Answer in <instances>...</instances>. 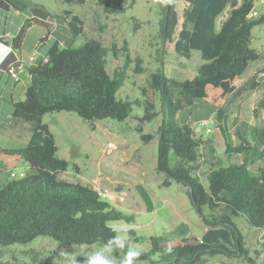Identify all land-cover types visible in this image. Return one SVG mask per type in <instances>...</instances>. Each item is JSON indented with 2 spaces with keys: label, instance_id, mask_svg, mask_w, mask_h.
<instances>
[{
  "label": "trees",
  "instance_id": "obj_1",
  "mask_svg": "<svg viewBox=\"0 0 264 264\" xmlns=\"http://www.w3.org/2000/svg\"><path fill=\"white\" fill-rule=\"evenodd\" d=\"M5 1L16 9L25 6L19 0ZM103 2L106 12L125 10L120 3ZM253 6L254 0H184L183 21L174 49L185 57L193 50L198 51L203 62L191 79L168 78L161 70L150 73L147 79L148 86L159 92L161 101L156 155V170L164 175L161 184L168 186L172 181L181 184L202 220L208 225L228 229L234 246L230 248L209 239L184 238L165 249L164 237L151 236L150 249L140 251L141 256L135 263L158 254L167 264H203L206 257L222 254L236 255L255 264L232 221V217L241 216L250 226L264 232V166L257 167L256 173L250 172L248 156L252 143L243 136L234 144L225 141V157L239 155L242 159L223 164L215 156L210 139L197 135L193 124L176 121L183 107L200 99L214 106V123L225 137L222 121L231 106L245 93L262 86L255 74L238 83L249 62L262 57L260 51L251 47V30L264 21V15L252 17ZM36 10L11 38V52L3 63L5 67L10 62H14V66L20 63L21 47L29 27L43 25L49 34L50 27L45 21L47 12L43 7ZM220 15L222 18L217 25ZM177 23L173 0H165L159 21L163 40L172 38ZM67 24L72 35H76V28L70 22ZM106 54L107 48L96 39L63 48L55 42L44 60L30 66V82L24 98L12 101L8 121L9 124H28V142L19 148L0 147L3 159L27 164L24 175L12 177L0 185V245L26 244L38 236H47L66 245H105L110 238L117 237L110 221H134L133 213L114 207L91 185L59 177L68 168V161L56 155L58 147L54 135L42 121L46 113L59 111L73 112L91 124L104 118L124 121L129 117L135 101L116 96L125 78L124 67L109 74ZM139 62L137 59L136 73L143 71ZM171 85L178 88L176 99L170 93ZM257 106L264 107V96ZM157 114L154 103L147 100L136 127L143 142L153 135L143 133L141 123L151 121ZM253 115L257 116L256 109ZM253 132L255 140L264 146V125L254 123ZM171 151L177 157L172 167L169 165ZM209 159L216 161L210 163L203 180L196 170L210 162ZM204 207L208 214L203 212ZM128 249L126 244L120 251L125 255Z\"/></svg>",
  "mask_w": 264,
  "mask_h": 264
},
{
  "label": "rangeland",
  "instance_id": "obj_2",
  "mask_svg": "<svg viewBox=\"0 0 264 264\" xmlns=\"http://www.w3.org/2000/svg\"><path fill=\"white\" fill-rule=\"evenodd\" d=\"M19 1L25 6H21L18 14L15 13L12 17L13 32L16 34L20 25L33 16L38 7H43L47 12L45 21L50 27V32L47 35V29L43 25L29 27L21 49L20 73L15 76L0 70V146L6 148L23 146L6 138V135L14 133L12 138L18 137L19 142L29 137V126L23 122L17 123L13 127V132L9 134L7 118L11 116L13 109L11 101L24 98L25 89L30 82V66L41 62L55 42L63 48L79 46L86 39H96L107 48L106 68L109 74L124 67L125 78L116 96L135 102L132 104L129 117L124 121L104 118L91 124L73 112L46 113L42 121L47 123L55 137L58 146L56 155L68 161V168L61 172L59 177L71 182L89 184L94 189H106L107 197H103L105 200L120 210L134 214L135 219L132 222L122 220L109 222L117 232V237H121L129 249L148 251L151 236L164 237L162 245L165 249L184 238L190 240L196 238L199 241L209 239L233 248L234 241L229 230L222 226L206 224L191 204L185 188L175 181L163 186L161 182L164 175L155 169L157 129L162 114L159 92L147 84L149 74L161 70L166 77L182 81L196 76L197 67L203 62L198 51L193 50L189 57H185L174 49V41L183 21L184 0H173L178 23L170 40H163L160 36L159 21L165 0H111L125 7L121 13L106 12L103 0ZM14 10L17 9L14 7ZM262 14L264 15V0H254L250 15L257 17ZM221 18L222 15L217 18V25ZM67 22L76 28V35H72ZM7 26L10 28V23ZM251 35V47L260 51L262 57L249 62L238 83L255 74L262 86L237 99L224 117L222 121L224 133L231 143L232 134L235 135V142L237 141L236 130L242 132L247 139L255 141L254 125L250 123L264 125V107L257 106L258 101L264 96V21L252 28ZM137 59L143 68L140 73L134 72ZM169 89L172 97L176 99L178 88L171 85ZM147 100L154 103L158 114L151 121L141 123L143 133L153 135L152 139L143 142L136 127L140 123L138 118L143 115ZM253 109H256L257 116L253 115ZM214 110L211 104L195 99L191 105L183 107L177 113L176 121L178 124L186 122L193 124L197 135L210 139L215 147V156L219 157L223 164L228 161H241L242 157L239 155L225 157L224 141L214 123ZM204 119L208 120L209 132L201 127L200 130L195 128L197 123L199 126L200 121ZM108 141L115 142L121 153L115 149L108 152L106 150ZM122 151H126L130 158L124 159ZM176 159L171 151L170 167L174 166ZM209 161L196 170L203 180L210 163L216 159ZM24 165L26 164H19L12 171L16 175L24 172L26 170ZM259 166H264V146L255 141V146L248 157V168L250 172L256 173ZM118 184L122 186L119 191H115L114 188ZM203 212L209 213L206 207L203 208ZM232 221L242 235L248 256L254 259L255 264H264L263 230L250 226L241 216L232 217ZM103 247L104 245L97 243L66 245L47 236H38L26 244L0 245V264H86L87 259L94 252L102 251ZM108 256L112 264H121L125 257L120 249L108 253ZM135 264L167 263L161 260L158 254H154ZM203 264H249V262L236 255L219 254L206 257Z\"/></svg>",
  "mask_w": 264,
  "mask_h": 264
},
{
  "label": "crops",
  "instance_id": "obj_3",
  "mask_svg": "<svg viewBox=\"0 0 264 264\" xmlns=\"http://www.w3.org/2000/svg\"><path fill=\"white\" fill-rule=\"evenodd\" d=\"M18 10L19 9H17L15 11L14 10V6L8 4L5 0H0V38L7 39V43H0V70H4L5 72H8L9 73L8 67H12V68L14 67L15 73H11V72L10 73L12 75L14 74L15 76L17 74H19L20 71H21V69H22V61H21V59H20V63L17 66H14V64H13L14 62H10L7 65V67H5L3 65V63L7 59V57L9 56V53L11 52V38L15 35V32H13V30H12V17H13V15L15 13L18 14ZM8 23H10V28H8V26H7ZM21 23L22 22H20V24ZM23 46H24V40H23L21 49L23 48ZM45 56H44L43 60L45 59ZM11 103H12V101H11ZM9 118H7V119L9 120ZM250 124L251 125H254L253 122H251ZM16 125L17 124H9L8 123L9 134L11 132H13V127H15ZM222 127H223V129H225L224 126H223V124H222ZM195 128L197 130H200V128L198 126V123H197V127H195ZM2 129H4V128H2ZM218 131H219L220 136L223 138V141H224V144H225V141H228L227 138H226V136L225 137L222 136L220 129H218ZM235 132H236V136H237V141L235 142V135L232 134V138H233L232 144L237 143L239 141V136H243V137H245L247 139V137L242 132H240L239 130H236ZM13 135H15V134L13 133L11 135H6L5 137L13 140L17 144H20L21 143V144H23V146L28 142L29 137H26L25 139H21V142H19V140H18L19 138L18 137H17V139H15V138L13 139L12 138ZM29 135H30V133H29ZM119 138H121V135L119 136ZM247 140L249 142H251L253 146H255V141L256 140L255 141H251L250 139H247ZM229 143H231V142H229ZM107 145L109 146V147L107 146V149H106L108 152H111V151H113V149H115L116 151H119V153H121L120 147L117 146L115 142L108 141ZM253 146H252V148H253ZM0 147H2V146H0ZM19 147H22V146L9 147V148H19ZM2 148H6V147H2ZM262 151H263V149H262ZM122 154H123V158L124 159H129L130 158V156L126 153V151H122ZM19 164H25V163H23L21 160L16 161V162L13 159L12 160H6V159H3L0 156V185L4 184L7 180H9V179L12 178L11 175H10V172L13 169L17 168L19 166ZM24 168L25 169L27 168V164L24 165ZM155 169H156V166H155ZM3 180H5V182L2 183ZM121 186H122L121 184H118V186L115 187L114 190L115 191H119L120 188H121Z\"/></svg>",
  "mask_w": 264,
  "mask_h": 264
},
{
  "label": "clouds",
  "instance_id": "obj_4",
  "mask_svg": "<svg viewBox=\"0 0 264 264\" xmlns=\"http://www.w3.org/2000/svg\"><path fill=\"white\" fill-rule=\"evenodd\" d=\"M115 245V247H113ZM126 248V243L121 237H112L104 245L102 251L94 252L86 261V264H112L109 259L108 253L115 249ZM141 256V252L138 250L128 249L125 253L124 259L121 264H135L138 257Z\"/></svg>",
  "mask_w": 264,
  "mask_h": 264
},
{
  "label": "built area",
  "instance_id": "obj_5",
  "mask_svg": "<svg viewBox=\"0 0 264 264\" xmlns=\"http://www.w3.org/2000/svg\"><path fill=\"white\" fill-rule=\"evenodd\" d=\"M8 71L11 72V73H15L14 67L13 68L12 67H8ZM207 124H208V121L207 120H202L199 123V127L204 128L207 132H209L210 131V128L207 126ZM10 175H11V177H20V176L24 175V172H20V173H18L16 175L13 171H11L10 172ZM95 190L98 192V194L102 198L103 197H107V190L106 189L99 188V189H95ZM120 199L121 200L123 199V194H122V196H120Z\"/></svg>",
  "mask_w": 264,
  "mask_h": 264
},
{
  "label": "water",
  "instance_id": "obj_6",
  "mask_svg": "<svg viewBox=\"0 0 264 264\" xmlns=\"http://www.w3.org/2000/svg\"><path fill=\"white\" fill-rule=\"evenodd\" d=\"M0 43H7V39L0 38ZM199 213V212H198ZM202 219V218H201Z\"/></svg>",
  "mask_w": 264,
  "mask_h": 264
}]
</instances>
